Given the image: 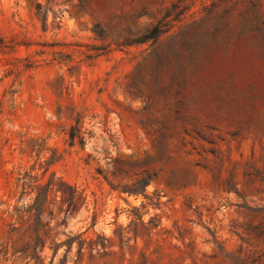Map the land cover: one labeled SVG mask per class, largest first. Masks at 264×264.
<instances>
[{"label":"rangeland","instance_id":"rangeland-1","mask_svg":"<svg viewBox=\"0 0 264 264\" xmlns=\"http://www.w3.org/2000/svg\"><path fill=\"white\" fill-rule=\"evenodd\" d=\"M46 170L109 239L64 264H264V0H0V264Z\"/></svg>","mask_w":264,"mask_h":264},{"label":"trees","instance_id":"trees-1","mask_svg":"<svg viewBox=\"0 0 264 264\" xmlns=\"http://www.w3.org/2000/svg\"><path fill=\"white\" fill-rule=\"evenodd\" d=\"M158 35L155 36V38ZM74 137H72L73 139ZM47 170L43 177L38 180L26 174L20 182H22V199L27 196L35 195L32 204L22 206L21 208H13L14 216H17L22 227L25 228L23 232V239L27 240L21 253L26 256L28 262L35 260L36 264H44L46 257L43 256L47 247L53 251L50 264H54L55 258L59 250L66 247L62 263H67L68 256L72 252L73 247L77 245L78 259H82L85 253L99 254L100 251L105 252L109 239L105 236L97 235L96 239L85 237V233L78 235H67L66 240L57 243L58 234L51 226L52 221L62 214L65 221L74 216L80 211V208L87 204V196L84 190H80L77 186L66 183L63 179L57 178L55 174H51L48 180H45ZM128 193L139 195L142 194L146 199L145 186L139 190L128 191ZM144 207V206H143ZM135 211H139L135 209ZM134 221H138L141 225L143 222V215L139 213H132ZM96 218H94L95 224ZM59 226V225H57ZM126 230L122 229L119 233V238L122 242L126 238L124 235ZM13 233V230L11 231ZM129 234V232H127ZM130 239H128L129 241Z\"/></svg>","mask_w":264,"mask_h":264}]
</instances>
